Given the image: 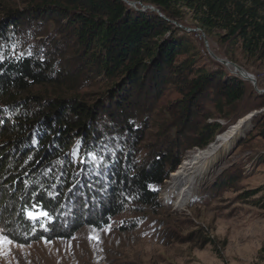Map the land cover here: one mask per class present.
I'll return each instance as SVG.
<instances>
[{"label": "trees", "instance_id": "trees-1", "mask_svg": "<svg viewBox=\"0 0 264 264\" xmlns=\"http://www.w3.org/2000/svg\"><path fill=\"white\" fill-rule=\"evenodd\" d=\"M128 1L135 6L0 0V230L12 242L72 239L124 216L121 228L136 229L161 208V189L187 152L255 111L264 138V90L218 62L199 67L184 30L188 11L199 31H221L224 44L264 59V0ZM94 80L105 86L88 99L80 91ZM170 88L180 97L166 116L154 114ZM248 159L264 165V152ZM239 179L225 168L214 186Z\"/></svg>", "mask_w": 264, "mask_h": 264}, {"label": "rangeland", "instance_id": "rangeland-1", "mask_svg": "<svg viewBox=\"0 0 264 264\" xmlns=\"http://www.w3.org/2000/svg\"><path fill=\"white\" fill-rule=\"evenodd\" d=\"M19 1L14 0L16 4ZM185 22L184 30L199 67L217 68L214 55L242 68L254 78L256 87L264 90V59H248L240 45L224 44L221 31L208 35L199 31L191 12L185 11ZM49 43L43 41L41 45L46 50ZM61 51L65 49L62 47ZM64 62L71 66L73 63L66 59ZM222 65L237 75L232 68ZM104 86L100 80H94L84 83L80 93L92 99ZM46 92L50 94V90ZM179 97L170 88L156 104L154 114L166 116L162 112L164 108ZM255 112H260L254 114L257 116L262 114ZM158 118L152 121L151 134L157 131ZM244 134L243 141H232L213 155L210 171L183 205L178 202L180 193L170 191L169 178L159 194L161 208L146 215L136 229L121 228V220L128 217L124 216L106 229L84 228L72 239L39 241L23 247L15 242L6 243L0 230V264H264L261 252L264 250V189L258 190L264 186V165L248 159L252 154L264 152V138L252 118ZM153 141L155 137L148 136L147 144ZM234 146L231 156L226 158ZM196 149L187 152L186 157ZM225 168L231 176L240 179L231 187L220 189L214 182ZM254 192L257 193L253 195Z\"/></svg>", "mask_w": 264, "mask_h": 264}, {"label": "bare ground", "instance_id": "bare-ground-1", "mask_svg": "<svg viewBox=\"0 0 264 264\" xmlns=\"http://www.w3.org/2000/svg\"><path fill=\"white\" fill-rule=\"evenodd\" d=\"M228 68H232L233 71L239 75L247 77L249 74L245 71H238L234 66L228 65ZM250 76V75H249ZM251 118H245L239 125H243ZM238 125L230 127L225 133L218 135L215 138L213 144H210L203 150H195L191 156H187L180 168L170 175L169 189L172 192H179L180 198L178 202L183 205L196 191L197 186L200 182L205 179V175L211 169L210 159L213 158L216 152L227 146L229 143L235 140L238 134L242 131ZM214 155V156H213ZM229 155V154H228ZM228 155L226 158H228ZM215 158V157H214Z\"/></svg>", "mask_w": 264, "mask_h": 264}, {"label": "water", "instance_id": "water-1", "mask_svg": "<svg viewBox=\"0 0 264 264\" xmlns=\"http://www.w3.org/2000/svg\"><path fill=\"white\" fill-rule=\"evenodd\" d=\"M123 1L126 2L127 4H129L130 6H133V7L135 6V3H134V2H129L128 0H123ZM144 8H145V9L154 10L152 7H144ZM212 56H213V58L216 59L218 62H220V63H222V64H224V65H226V66H228V65H232V66L235 67L236 70H238V71H244L242 68L238 67V66L235 65V64H231V63L228 62V61L221 60V59L217 58V57L214 56V55H212ZM240 76L243 77L245 80L250 81V82L256 87V81L254 80V78H252V77L249 76V75H248L247 77H244L243 75H240ZM259 93H264V91H259ZM258 113H260V112H254L253 114H250V115L247 116V117L252 118L254 114H258ZM239 123H240V120L238 121V123H237L236 125L240 126ZM243 125H244V124H243ZM243 125L241 124L240 128H241ZM245 137H246V134L241 135V136L238 138L237 143H240ZM236 145H237V144H236ZM235 148H236V146H234V148L231 150V152L229 153L228 157L231 156V154H232V152L234 151Z\"/></svg>", "mask_w": 264, "mask_h": 264}, {"label": "snow or ice", "instance_id": "snow-or-ice-1", "mask_svg": "<svg viewBox=\"0 0 264 264\" xmlns=\"http://www.w3.org/2000/svg\"><path fill=\"white\" fill-rule=\"evenodd\" d=\"M75 155V152L73 153ZM28 217L30 219H37L39 217H45V218H48V214L47 213H33V212H28L27 213ZM43 226V225H42ZM5 240L6 243H12V241L10 240H7V238H3ZM21 247H23V245H21Z\"/></svg>", "mask_w": 264, "mask_h": 264}]
</instances>
